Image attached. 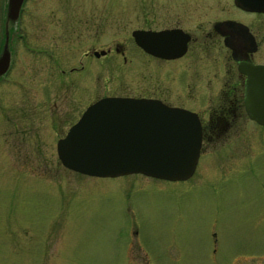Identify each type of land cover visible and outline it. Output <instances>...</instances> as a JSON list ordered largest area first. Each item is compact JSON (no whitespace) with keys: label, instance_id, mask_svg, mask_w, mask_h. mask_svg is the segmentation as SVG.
<instances>
[{"label":"rangeland","instance_id":"obj_1","mask_svg":"<svg viewBox=\"0 0 264 264\" xmlns=\"http://www.w3.org/2000/svg\"><path fill=\"white\" fill-rule=\"evenodd\" d=\"M74 37L59 41L71 60L88 44ZM22 102L3 104L18 114L13 150L0 116V264H264L263 128L243 120L242 134L208 141L186 181L101 178L64 168L62 123L33 133L21 112H39Z\"/></svg>","mask_w":264,"mask_h":264},{"label":"flooded vegetation","instance_id":"obj_2","mask_svg":"<svg viewBox=\"0 0 264 264\" xmlns=\"http://www.w3.org/2000/svg\"><path fill=\"white\" fill-rule=\"evenodd\" d=\"M76 3L69 23V0H23L16 18L8 16V0H0V57L8 51L0 116L11 150L18 142V114L4 113L3 104L17 100L39 112H21L27 127L41 119L62 123L56 154L58 140L104 97L157 100L194 112L201 150L208 141L242 134L240 121L263 128L246 114L243 69L264 66V0ZM71 36L81 38V46L88 42L72 60L59 45Z\"/></svg>","mask_w":264,"mask_h":264},{"label":"water","instance_id":"obj_3","mask_svg":"<svg viewBox=\"0 0 264 264\" xmlns=\"http://www.w3.org/2000/svg\"><path fill=\"white\" fill-rule=\"evenodd\" d=\"M23 0H8L16 18ZM165 35V34H163ZM143 45L140 34L135 35ZM8 51L0 57V75ZM245 111L264 126V66L245 67ZM201 125L197 115L157 100L105 97L91 104L57 142L62 165L95 177L143 174L184 181L195 172L200 156Z\"/></svg>","mask_w":264,"mask_h":264}]
</instances>
